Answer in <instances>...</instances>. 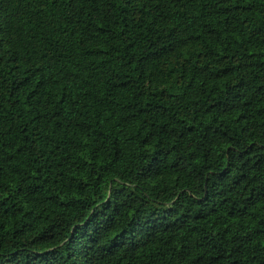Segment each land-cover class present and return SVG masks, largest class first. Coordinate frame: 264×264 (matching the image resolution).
<instances>
[{
	"label": "trees",
	"instance_id": "16d2710c",
	"mask_svg": "<svg viewBox=\"0 0 264 264\" xmlns=\"http://www.w3.org/2000/svg\"><path fill=\"white\" fill-rule=\"evenodd\" d=\"M0 264H264V0H0Z\"/></svg>",
	"mask_w": 264,
	"mask_h": 264
}]
</instances>
